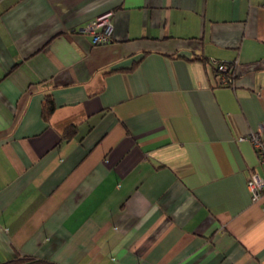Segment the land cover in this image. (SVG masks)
<instances>
[{
  "label": "crops",
  "instance_id": "0c3cea01",
  "mask_svg": "<svg viewBox=\"0 0 264 264\" xmlns=\"http://www.w3.org/2000/svg\"><path fill=\"white\" fill-rule=\"evenodd\" d=\"M262 121L264 0H0V264H264Z\"/></svg>",
  "mask_w": 264,
  "mask_h": 264
},
{
  "label": "built area",
  "instance_id": "2783aa9c",
  "mask_svg": "<svg viewBox=\"0 0 264 264\" xmlns=\"http://www.w3.org/2000/svg\"><path fill=\"white\" fill-rule=\"evenodd\" d=\"M82 31L91 35L92 43L94 44L108 42L113 31L111 12H106L93 18L82 28ZM216 67L221 83L232 84L234 74L227 75L232 70V66L227 62H220ZM243 139H247L250 142L257 158V164L262 170L261 174L256 171L250 172L247 179V187L252 201H260L264 204V121Z\"/></svg>",
  "mask_w": 264,
  "mask_h": 264
},
{
  "label": "trees",
  "instance_id": "16d2710c",
  "mask_svg": "<svg viewBox=\"0 0 264 264\" xmlns=\"http://www.w3.org/2000/svg\"><path fill=\"white\" fill-rule=\"evenodd\" d=\"M200 59H202V58H200ZM218 63H220V62H217V64ZM227 63H229L232 66L231 67L232 70L227 75L235 74V68L233 66V62H227ZM217 64L215 65V69H216V73L218 74L217 67H216ZM53 108H54V104H53L52 99L49 96H46L44 98V101H43L44 119L49 117ZM71 130H73V127H69L66 130L65 134L69 133ZM3 264H54V262H52L48 258L38 257L36 255L15 253L12 258L6 260Z\"/></svg>",
  "mask_w": 264,
  "mask_h": 264
}]
</instances>
